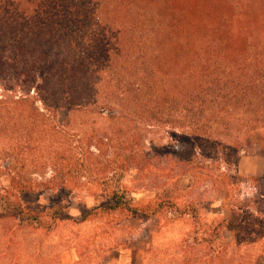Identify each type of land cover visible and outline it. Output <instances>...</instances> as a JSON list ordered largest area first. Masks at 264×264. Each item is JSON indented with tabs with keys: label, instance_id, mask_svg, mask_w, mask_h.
I'll list each match as a JSON object with an SVG mask.
<instances>
[{
	"label": "rangeland",
	"instance_id": "rangeland-1",
	"mask_svg": "<svg viewBox=\"0 0 264 264\" xmlns=\"http://www.w3.org/2000/svg\"><path fill=\"white\" fill-rule=\"evenodd\" d=\"M221 1L162 0L173 9L164 13L171 17L170 26L189 31L196 26L200 34L212 18L222 24L223 10L242 6V0L222 6ZM149 4L155 13L158 6ZM39 37L26 43L11 64H4L0 50V192L8 173L34 188L46 186L21 195L24 211L36 214L54 202L64 204L69 219L51 229L0 220V264L264 262V136H247L211 167L214 157L196 156L182 130L106 105L105 86L92 76L83 80L90 86L81 95L73 86L51 87L52 68L78 53V46ZM170 52L157 54L154 66L167 72L163 65L170 62ZM34 62L37 69L29 70ZM189 157L209 172L198 177L174 164ZM245 170L259 174L249 176ZM114 187L127 192L139 214L117 211L82 222L84 212L108 203ZM166 199L188 213L165 206L150 216ZM191 208L197 211L195 219Z\"/></svg>",
	"mask_w": 264,
	"mask_h": 264
},
{
	"label": "trees",
	"instance_id": "trees-1",
	"mask_svg": "<svg viewBox=\"0 0 264 264\" xmlns=\"http://www.w3.org/2000/svg\"><path fill=\"white\" fill-rule=\"evenodd\" d=\"M150 2L158 6L155 13ZM172 10L162 0H0L1 58L5 65L11 64L37 36L40 41L48 37L71 48L78 46V53L52 68L51 87L73 86L81 95L90 86L83 80L92 76L105 86L104 100L100 98L106 105L182 130L196 156L214 157L211 166L225 149L237 150L247 136H264V0H242V6L232 12L223 10L222 24L217 23L219 17L212 18L202 26V34L196 26L190 31L178 24L170 26L171 17L164 13ZM185 17L192 19L190 14ZM170 48L165 72L154 66V60ZM8 51L12 57L4 58ZM44 65L39 69L44 70ZM29 68L37 69L36 63ZM187 159L178 158L174 164L198 177L209 172L196 157ZM80 166L85 173L83 161ZM6 177L8 184L0 192V220L51 229L56 222L69 219L63 214L64 204L54 202L39 213L25 212L21 195L49 188H34L9 173ZM108 196L107 204L84 212L81 221L117 211L139 214L125 190L114 187ZM175 205L163 200L149 215L165 206L179 215L188 213ZM190 211L195 219L196 209Z\"/></svg>",
	"mask_w": 264,
	"mask_h": 264
},
{
	"label": "crops",
	"instance_id": "crops-1",
	"mask_svg": "<svg viewBox=\"0 0 264 264\" xmlns=\"http://www.w3.org/2000/svg\"><path fill=\"white\" fill-rule=\"evenodd\" d=\"M244 173L246 175H249V176H253V175L259 174L258 173V170H256L255 172L253 170H249V171L248 170H245ZM260 264H264V262H261Z\"/></svg>",
	"mask_w": 264,
	"mask_h": 264
}]
</instances>
